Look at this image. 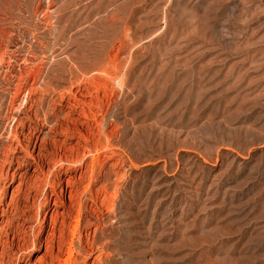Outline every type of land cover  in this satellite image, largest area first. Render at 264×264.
Here are the masks:
<instances>
[{"label": "rangeland", "instance_id": "obj_1", "mask_svg": "<svg viewBox=\"0 0 264 264\" xmlns=\"http://www.w3.org/2000/svg\"><path fill=\"white\" fill-rule=\"evenodd\" d=\"M0 234V264H264V0H0Z\"/></svg>", "mask_w": 264, "mask_h": 264}, {"label": "bare ground", "instance_id": "obj_2", "mask_svg": "<svg viewBox=\"0 0 264 264\" xmlns=\"http://www.w3.org/2000/svg\"><path fill=\"white\" fill-rule=\"evenodd\" d=\"M68 26V25H67ZM69 27V26H68ZM67 31V30H66ZM65 31V32H66ZM67 36V35H66ZM61 38V37H60ZM58 40V39H57ZM77 42V41H76ZM63 43V42H62ZM83 44V43H82ZM82 44H79V46L80 45H82ZM61 45V44H60ZM55 46V45H54ZM63 46V45H62ZM65 46H67V45H65ZM79 46H78V50H79ZM56 47V46H55ZM85 47V46H84ZM66 48H68V47H66ZM76 48H77V46H76ZM80 48H81V46H80ZM82 49V48H81ZM80 49V50H81ZM54 50V49H53ZM79 50V51H80ZM70 51V50H69ZM83 52H85V51H83ZM80 53V52H79ZM84 54V53H83ZM91 54V53H90ZM74 56L76 55L78 58H79V56L77 55V54H73ZM85 55V54H84ZM53 56V55H52ZM89 56V55H88ZM93 56H95V55H92V57L91 58H93ZM50 57V56H49ZM81 57V56H80ZM44 58V57H43ZM46 58V57H45ZM76 58V57H75ZM89 58V57H88ZM98 58V57H97ZM96 58V59H97ZM55 59V58H54ZM54 59H52V60H54ZM72 59V58H71ZM95 59V58H94ZM93 59V60H94ZM95 59V60H96ZM51 60V59H50ZM51 60V61H52ZM57 60V59H56ZM76 60V59H75ZM78 60V59H77ZM80 60V59H79ZM90 60V59H89ZM66 61V60H65ZM98 62H101V61H99V60H97ZM42 62V61H41ZM41 62H39V63H41ZM44 62V61H43ZM68 62V61H67ZM94 62H96V61H94ZM66 63V62H65ZM72 63V62H71ZM75 63V64H74ZM74 63H72L73 65H77L76 63L77 62H75L74 61ZM78 63H80V62H78ZM83 63V62H82ZM82 63H80V64H82ZM91 63H92V61H91ZM102 63H103V61H102ZM108 63V62H107ZM69 64V63H68ZM87 64V63H86ZM90 64V63H89ZM103 64H105V63H103ZM41 65V64H40ZM43 65V64H42ZM41 65V66H42ZM59 65V64H58ZM83 65V64H82ZM81 65V66H82ZM92 65V64H91ZM96 64L94 63V66H95ZM69 66H70V64H69ZM69 66H68V68H69ZM88 66V65H87ZM101 66V65H100ZM117 66V65H116ZM97 67H98V65H97ZM104 67V66H103ZM37 68V67H36ZM43 68V67H42ZM66 68V67H65ZM70 68H72V67H70ZM85 68V67H84ZM100 68V67H99ZM98 68V69H99ZM102 68V67H101ZM105 68H106V66H105ZM86 69V68H85ZM85 69H83L82 67H80L79 65L77 66V70H79V73H81L83 76H87V74L88 73H90V71H87V70H85ZM97 69V68H96ZM95 69V70H96ZM109 69V68H108ZM107 69V70H108ZM43 70V69H42ZM103 70H105V69H103ZM102 70V71H103ZM106 70V71H107ZM115 70H116V68H115ZM62 71V70H61ZM100 71V70H99ZM101 71V72H102ZM117 71V70H116ZM36 72V71H35ZM37 72H40V71H37ZM36 72V73H37ZM42 72V71H41ZM58 72V71H57ZM67 72V71H66ZM66 72H64L65 74V76H66ZM71 72V71H70ZM72 72H75V70L73 71V69H72ZM88 72V73H87ZM101 72H99L100 74H101ZM119 72V71H118ZM122 72V71H121ZM62 73H63V71H62ZM92 73V72H91ZM103 73V72H102ZM41 74V73H40ZM51 74V73H50ZM94 74V73H93ZM59 75H60V73H59ZM68 75V74H67ZM97 75V74H96ZM105 75H107V74H105ZM37 76V75H36ZM35 76V77H36ZM53 76H55V78H57L56 77V74L55 75H53ZM71 76H72V74H71ZM74 76H76V75H74ZM79 76V75H78ZM91 76V75H90ZM89 76V77H90ZM109 76V75H108ZM60 77H62V76H60ZM80 77V76H79ZM99 77H100V75H99ZM115 79L117 80V83H119L120 85H121V87H122V85H123V81H124V78H122L123 77V75H122V77L121 76H119V75H115ZM55 78H54V80H55ZM75 78H77V77H75ZM92 78V77H91ZM31 79V78H30ZM52 79H53V77H52ZM59 79H61V78H59ZM63 79H64V77H63ZM63 79H61V80H63ZM102 79V78H101ZM113 79V78H112ZM58 80V79H57ZM60 80V81H61ZM74 80V79H73ZM76 80V79H75ZM83 80V79H82ZM91 79H88L87 77L84 79V82H79L78 84H77V86H78V88H79V90L78 91H82L83 93L88 89V87H89V84H90V81ZM52 81V80H51ZM59 81V80H58ZM59 81V82H60ZM71 81V80H70ZM81 81V80H80ZM46 82L48 83L49 82V80L47 81L46 80ZM54 82V81H53ZM52 82V83H53ZM59 82H57V83H59ZM63 82V81H62ZM88 84H86V83ZM96 82V81H95ZM100 82H101V80H100ZM112 82H114L113 80H112ZM51 82H50V84H52ZM54 84V83H53ZM52 84V85H53ZM71 84H72V82H71ZM71 84H70V86H71ZM106 85H107V83H105ZM109 84V83H108ZM118 84V85H119ZM58 85V84H57ZM82 85L84 86L85 85V87H84V89L82 88ZM45 86H50L49 85V83H48V85L47 84H45ZM99 86V85H98ZM103 86V85H102ZM124 87V86H123ZM54 88V87H53ZM100 89V88H99ZM85 90V91H84ZM102 90V89H101ZM54 91H56V90H54ZM73 91V90H72ZM90 91V90H89ZM58 92V91H57ZM95 93V92H94ZM97 93V92H96ZM100 93V92H99ZM44 94H46V93H44ZM47 95V94H46ZM96 95V94H95ZM49 96V95H48ZM51 96V95H50ZM49 96V97H50ZM61 96V95H60ZM68 96V95H67ZM94 96V95H93ZM97 96V95H96ZM74 98V100L72 101V99L71 98ZM79 98V97H78ZM52 100H53V97H52ZM52 100H51V102H52ZM64 100V99H63ZM92 101V100H91ZM61 102H63V101H61ZM68 102L70 103L69 105H73V106H77V105H79L80 103H79V101H77L76 100V94H75V92L73 93H71V94H69V99H68ZM95 103V102H94ZM91 104V103H90ZM99 105V104H98ZM101 110V109H100ZM102 116V115H101ZM103 119V118H102ZM96 121V120H95ZM101 121H103V120H101ZM105 121V120H104ZM99 126H100V128H101V133L99 134V135H101V134H103V136L105 135V132L104 131H102L103 130V128L105 129V127H103L104 125H103V123L101 122V123H99ZM106 126V125H105ZM99 129V128H98ZM104 132V133H103ZM102 138V137H101ZM103 138H105L106 139V137H103ZM108 138V137H107ZM97 139V138H96ZM109 138L106 140V143L105 144H103L102 145V149L103 150H108L109 149V147H110V142H109ZM85 142V141H84ZM101 141L100 140H98V142L97 143H100ZM86 146H87V148L89 149V151H91L90 150V143H89V139H86ZM111 148V147H110ZM109 151V150H108ZM103 152V151H102ZM105 152V151H104ZM107 152V151H106ZM97 153H99V149H97ZM99 154H101V153H99ZM98 157V156H97ZM106 157V156H105ZM95 159H96V156H95ZM98 159V158H97ZM95 161V160H94ZM97 161V160H96ZM60 162H62V163H64L65 164V162H63L62 160H60ZM82 162H83V159H78L77 161H71V162H67L66 164H68V166L71 168H76V166H77V163L79 164V165H82ZM50 185V184H49ZM51 186V185H50ZM47 196V193H45V197ZM80 212V211H79ZM81 213H79V215L77 216L78 218H77V225H76V227H75V235H76V233L77 232H79L80 230H79V226H80V223H81ZM20 217L21 216H19L18 217V219H20ZM11 234H14V236L15 235H17V229H16V227H14V228H11L9 231H7L4 235L5 236H7V237H9V236H11ZM53 234H54V232H53ZM4 235L3 234H0V241H2V239H3V237H4ZM77 236H79V235H77ZM104 237V236H103ZM79 238V237H78ZM102 239V238H101ZM77 241V240H76ZM88 241V240H87ZM98 241H100V239H97V238H94L91 242H88V243H86L85 241H83L82 240V238H81V236H80V238L78 239V243H79V246L81 247V249L80 250H77V246L75 247V240L73 239L72 241H71V243H70V246H69V248H68V253H67V257L65 258V259H63L62 260V258H61V256L59 255V256H57V258H52L51 260H50V263L49 264H56V261H58V264H80V262H79V258L80 257H82V255L84 254V253H87V252H90V253H96L97 251H101V252H104L105 251V246H110V243H104L103 245H98L97 243H98ZM108 242V241H107ZM65 243V241H64V234H60V236H59V238L57 239V238H55V236L54 237H52V238H50V239H48V240H46V245H50V246H57L58 247V249L59 250H61V248H62V246H63V244ZM100 243V242H99ZM36 244H37V246L39 245V246H42L43 245V240L42 239H38L37 241H36ZM112 245V244H111ZM79 248V247H78ZM108 248V247H107ZM107 250V249H106ZM82 251H83V253H82ZM88 255H89V253H88ZM91 255V254H90ZM107 255V254H106ZM23 257H25V256H23ZM99 257H100V255H99ZM84 262H87V255L86 256H84ZM23 260V259H22ZM81 261H82V259H81ZM106 261V260H105ZM114 262V261H113ZM82 263V262H81ZM103 263V262H102ZM1 264H8V263H6V262H2ZM47 264V263H46ZM88 264V263H87Z\"/></svg>", "mask_w": 264, "mask_h": 264}]
</instances>
